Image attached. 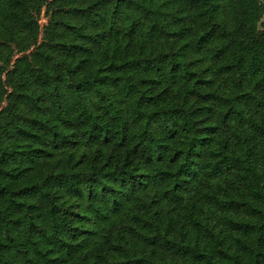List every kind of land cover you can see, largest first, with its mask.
I'll return each instance as SVG.
<instances>
[{
    "label": "trees",
    "instance_id": "16d2710c",
    "mask_svg": "<svg viewBox=\"0 0 264 264\" xmlns=\"http://www.w3.org/2000/svg\"><path fill=\"white\" fill-rule=\"evenodd\" d=\"M0 264H264V0H0Z\"/></svg>",
    "mask_w": 264,
    "mask_h": 264
}]
</instances>
